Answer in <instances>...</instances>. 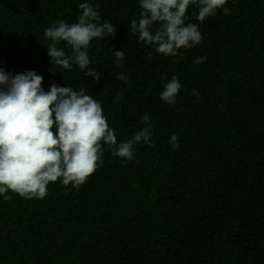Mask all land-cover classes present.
<instances>
[{
  "label": "trees",
  "instance_id": "trees-1",
  "mask_svg": "<svg viewBox=\"0 0 264 264\" xmlns=\"http://www.w3.org/2000/svg\"><path fill=\"white\" fill-rule=\"evenodd\" d=\"M83 2L0 0V68L34 70L45 91L85 89L118 143L149 114L151 144L136 145L127 162L104 145L103 165L79 188L57 181L43 199L0 196V264H264V0H228L230 15L221 9L203 23L191 5L186 23L203 40L177 57L130 32L139 0H87L116 26L88 48L99 82L78 65L52 64L44 36L61 20L77 22ZM115 50L125 52L123 67ZM173 76L181 90L169 105L160 93Z\"/></svg>",
  "mask_w": 264,
  "mask_h": 264
},
{
  "label": "clouds",
  "instance_id": "clouds-1",
  "mask_svg": "<svg viewBox=\"0 0 264 264\" xmlns=\"http://www.w3.org/2000/svg\"><path fill=\"white\" fill-rule=\"evenodd\" d=\"M227 3L228 0H139L142 12L138 20H132L130 32L138 34L139 41L153 47L156 53L177 57L181 48H192L203 40L199 26L186 23L190 6H197L196 20L203 23L221 9L224 15H230ZM79 8L77 22L61 20L45 29L44 36L51 41L48 55L52 64L68 70L78 65L99 82L101 73L89 68L88 48L94 39L114 37L116 26L108 20L101 22L97 8L87 0ZM61 42L70 53L58 47ZM114 56L116 65L123 67L120 62L125 52L115 50ZM148 59H152L151 53ZM205 60L199 57L193 63ZM117 79L130 86L123 73ZM42 85L43 77L34 70L12 75L0 68V196L5 201L12 199L9 192L26 199H43L48 185L57 181L79 188L103 165L104 145L113 156L127 162L134 159L136 145L151 144L154 125L149 114L142 117V130L118 143L101 102L85 89L77 91L53 83L45 91ZM180 90L181 83L173 76L163 85L161 101L174 105ZM193 95L199 93L194 91ZM170 143L173 150L179 149L177 135L171 136Z\"/></svg>",
  "mask_w": 264,
  "mask_h": 264
}]
</instances>
